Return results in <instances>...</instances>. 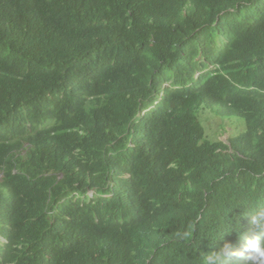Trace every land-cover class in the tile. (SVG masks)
<instances>
[{
	"label": "trees",
	"instance_id": "1",
	"mask_svg": "<svg viewBox=\"0 0 264 264\" xmlns=\"http://www.w3.org/2000/svg\"><path fill=\"white\" fill-rule=\"evenodd\" d=\"M257 203L264 0H0V264H195Z\"/></svg>",
	"mask_w": 264,
	"mask_h": 264
},
{
	"label": "clouds",
	"instance_id": "2",
	"mask_svg": "<svg viewBox=\"0 0 264 264\" xmlns=\"http://www.w3.org/2000/svg\"><path fill=\"white\" fill-rule=\"evenodd\" d=\"M250 208L248 215L251 217V223L255 229L250 234L241 235L239 218L236 225L222 220L223 227L221 230H213L207 233L201 240L207 239L210 241L209 247H215L218 250L210 254L201 253L197 259H194L195 264H238V261L243 259L249 261L250 264H264V204L257 203L255 205H247ZM195 224L189 223L186 228L177 231L176 237L183 241L186 245H195L196 251L199 244H195ZM230 231L236 232L242 244L240 249L233 250L231 244L223 243L224 234ZM181 264H184L181 261Z\"/></svg>",
	"mask_w": 264,
	"mask_h": 264
},
{
	"label": "rangeland",
	"instance_id": "3",
	"mask_svg": "<svg viewBox=\"0 0 264 264\" xmlns=\"http://www.w3.org/2000/svg\"><path fill=\"white\" fill-rule=\"evenodd\" d=\"M219 106L213 109L200 108L197 116L205 129L206 137L210 141L222 140L228 142L231 135L236 136L246 130L244 119L235 116L220 117L217 114Z\"/></svg>",
	"mask_w": 264,
	"mask_h": 264
}]
</instances>
